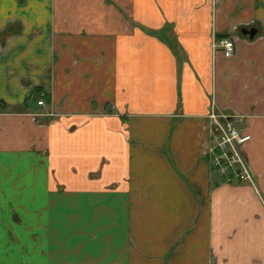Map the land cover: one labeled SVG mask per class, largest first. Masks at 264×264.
<instances>
[{"label":"crops","instance_id":"1","mask_svg":"<svg viewBox=\"0 0 264 264\" xmlns=\"http://www.w3.org/2000/svg\"><path fill=\"white\" fill-rule=\"evenodd\" d=\"M0 264H264V0H0Z\"/></svg>","mask_w":264,"mask_h":264},{"label":"built area","instance_id":"2","mask_svg":"<svg viewBox=\"0 0 264 264\" xmlns=\"http://www.w3.org/2000/svg\"><path fill=\"white\" fill-rule=\"evenodd\" d=\"M224 54L230 57L236 52V38H226L220 41ZM39 105H44L43 98L38 99ZM234 116L221 112L212 113L214 141L208 144L205 154L210 157L213 166L223 173L244 182H254L253 170L244 154L245 144L251 140V135L234 124ZM213 130V132H215Z\"/></svg>","mask_w":264,"mask_h":264},{"label":"water","instance_id":"3","mask_svg":"<svg viewBox=\"0 0 264 264\" xmlns=\"http://www.w3.org/2000/svg\"><path fill=\"white\" fill-rule=\"evenodd\" d=\"M242 32H243V34L249 35L251 38H253L256 35V33H257V29L254 28V27H252V28H244L242 30Z\"/></svg>","mask_w":264,"mask_h":264}]
</instances>
